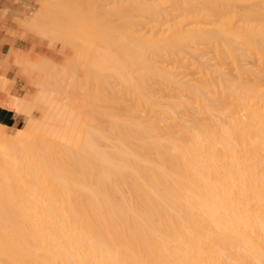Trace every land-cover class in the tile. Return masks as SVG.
Masks as SVG:
<instances>
[{"label": "bare ground", "instance_id": "obj_1", "mask_svg": "<svg viewBox=\"0 0 264 264\" xmlns=\"http://www.w3.org/2000/svg\"><path fill=\"white\" fill-rule=\"evenodd\" d=\"M24 24L88 70L45 59L32 102L0 100L45 111L0 124V264H264V0H48Z\"/></svg>", "mask_w": 264, "mask_h": 264}, {"label": "crops", "instance_id": "obj_2", "mask_svg": "<svg viewBox=\"0 0 264 264\" xmlns=\"http://www.w3.org/2000/svg\"><path fill=\"white\" fill-rule=\"evenodd\" d=\"M36 2L40 3L37 10ZM42 4V0H0V9L7 12L11 21L2 26L0 24V78L8 82L3 94L4 99L16 97L26 102H32L35 99V90L23 89L19 78L24 77L26 85L33 86L36 83V73L27 72L25 67L29 69L35 66L39 58L27 51L26 41L21 38L20 30L12 21L17 19L23 27L31 13L35 15L40 12ZM23 63L25 65L20 66ZM38 113H41L40 109L35 108L28 117L0 106V124L5 126L7 131H12L13 128L22 129L30 118L36 119Z\"/></svg>", "mask_w": 264, "mask_h": 264}, {"label": "rangeland", "instance_id": "obj_3", "mask_svg": "<svg viewBox=\"0 0 264 264\" xmlns=\"http://www.w3.org/2000/svg\"><path fill=\"white\" fill-rule=\"evenodd\" d=\"M42 2H43V4L41 5V8H40V12L39 13L43 12V9L45 8L48 0H42ZM36 3H37L36 10H37L39 8V6H40V3L39 2H36ZM77 5H78V3H77ZM80 6H81V4H79V7ZM110 7H107V8H110ZM32 16H33V14L31 13L29 15V20L28 21L31 20ZM10 22L11 21L9 19V16L7 15V12L5 10H3V9H0V24H1V26L2 25H5L7 23H10ZM12 22L15 25H17L18 29L20 30V32H21V38L26 41V49H27V51L28 52H31L32 54H34V56H38V58H39L38 59V63L35 65L36 67L31 66V68L27 69V72L36 73V76H37L36 77V83H34L33 86H29V85L27 86L26 85L25 78L24 77H21V78H19V80L21 82V85H23V89H28L30 91H34L35 90V97H36L37 94H38V92H39V88H41V86L42 87L43 86H47L48 87V85H46V84H48V82L43 81V80H45V74H44V71L45 70L43 68V66H45V65H41V62H44L42 64H46L47 61H48L47 63H50L52 65L50 67L51 69L54 67L52 69L53 71L54 70L58 71V68L59 67H61V68H59V70L61 69V71H63V73H64V71L66 73H67V71H70L71 72V69L72 70L74 69L72 71L73 72L72 74L73 75H78V78L83 81V78L86 75V73L84 71L88 70L87 69L88 67H86L87 66L86 60L84 58H82L81 51H80L81 49L79 50V49H77L78 47L72 46L71 44H65L64 47H63V46H61L62 45L61 42H58V41L56 42L55 40L54 41L49 40L50 38L47 39V38L42 37V36H40V35H38L36 33H32V32H30L28 30L25 31L26 30L25 27H24L25 24L22 27L21 24H20V22L17 19H13ZM79 51H80V54H78ZM81 58L84 59V60H82ZM45 59H46V62L44 61ZM71 61H73L72 62L73 64L71 63ZM69 63H70V65H68ZM252 63L253 62H251V64ZM50 64H48V65L50 66ZM39 66H42V68H40ZM64 68H66V69H64ZM40 69H43V72H41ZM47 69L50 70L49 68H47ZM61 71H58V73H60ZM74 71H76V72H74ZM68 74H70V73L68 72ZM73 75H71L69 77H72ZM73 77H76V76H73ZM73 79H75V78H73ZM75 80H77V77H76ZM42 82H44V83H42ZM68 82H69V80H68ZM68 82L66 80V83H64V84H63V82L60 83V85L63 84L62 86L65 87V92H67L66 91L67 90L66 89L67 88L66 85H67ZM47 87H44V88L46 89ZM0 92H2V93H0V95L4 93L2 90H0ZM78 93H80V92H78ZM62 94L60 92H58V93L55 94V96H57V97H55V96H53V97H55V99H57L55 101L56 103H58L57 101H59V103L62 106H66L65 104L69 103L70 101L69 100H68V102H67V100L66 101H64V100L63 101L62 100L60 101L59 99H65V97H64L65 94H63L64 96ZM70 94H72L71 91H70V93L68 95L69 96L68 98H71L72 97V98H74V101L77 102V103H74L73 102L72 105L76 106L77 104H81V103H78V102H81V100L80 101L78 100V99H80L81 96H78L77 95L78 96V99H77L74 96L75 93H73L72 96ZM60 95H62L63 98ZM3 97L1 98V96H0V100H2V102H5V101L11 99V97L10 98L8 97L7 100H6ZM71 100H73V99H71ZM2 102H0V104ZM72 105H70V108L69 109H72ZM75 108H78V106L75 107ZM46 109H47V107H46ZM79 109L80 108H78V110ZM40 112H41L40 114L39 113L36 114V119H41L42 116L45 113V111L43 110V108L40 109ZM98 123L99 122H97V124ZM25 126L23 128H25ZM12 133H13L12 131H7V134H9V135H12Z\"/></svg>", "mask_w": 264, "mask_h": 264}]
</instances>
